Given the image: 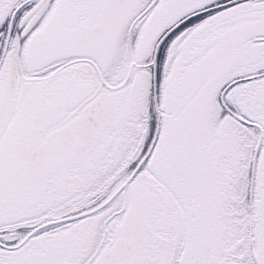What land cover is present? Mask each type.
<instances>
[{
  "label": "snow or ice",
  "instance_id": "snow-or-ice-1",
  "mask_svg": "<svg viewBox=\"0 0 264 264\" xmlns=\"http://www.w3.org/2000/svg\"><path fill=\"white\" fill-rule=\"evenodd\" d=\"M0 264H264V0H0Z\"/></svg>",
  "mask_w": 264,
  "mask_h": 264
}]
</instances>
